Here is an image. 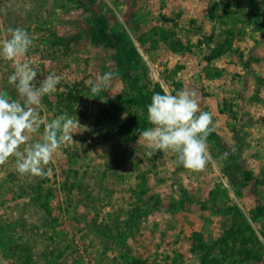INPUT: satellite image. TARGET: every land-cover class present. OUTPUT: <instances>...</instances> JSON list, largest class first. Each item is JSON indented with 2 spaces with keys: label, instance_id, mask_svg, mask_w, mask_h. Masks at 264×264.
<instances>
[{
  "label": "rangeland",
  "instance_id": "obj_1",
  "mask_svg": "<svg viewBox=\"0 0 264 264\" xmlns=\"http://www.w3.org/2000/svg\"><path fill=\"white\" fill-rule=\"evenodd\" d=\"M17 27L36 82L62 76L41 119L80 126L48 176L0 165V264H264V0H0V41ZM13 72L0 56V91L19 100ZM182 89L215 127L200 172L149 158L135 131L154 93Z\"/></svg>",
  "mask_w": 264,
  "mask_h": 264
},
{
  "label": "clouds",
  "instance_id": "obj_2",
  "mask_svg": "<svg viewBox=\"0 0 264 264\" xmlns=\"http://www.w3.org/2000/svg\"><path fill=\"white\" fill-rule=\"evenodd\" d=\"M8 31L10 38L0 41V56L14 62L8 83L15 86L20 99L14 100L6 91H0V165L14 157L16 170L21 175L45 177L51 174V169L45 171V166L50 164L54 154L63 145L75 143L73 129L80 124L67 113L47 123L41 119L37 109L42 98L56 91L62 76L53 72L37 83V72L21 60L32 46L33 38L19 27ZM115 77L116 73L111 71L98 75L89 86L90 94L104 92ZM147 120L152 127L135 131L138 140L144 141L150 149L146 152L149 158L157 151H171L176 154L177 164L185 169L193 172L205 169L211 159L207 138L215 127L212 114L201 111L194 91L182 89L175 95L154 93L147 105ZM42 124L41 139L30 143V136L39 133ZM227 156L228 153H224L221 158L227 159Z\"/></svg>",
  "mask_w": 264,
  "mask_h": 264
},
{
  "label": "trees",
  "instance_id": "obj_3",
  "mask_svg": "<svg viewBox=\"0 0 264 264\" xmlns=\"http://www.w3.org/2000/svg\"><path fill=\"white\" fill-rule=\"evenodd\" d=\"M246 179L249 181L252 179L251 176L247 172H246ZM257 214L264 215V207L263 206H259L257 208Z\"/></svg>",
  "mask_w": 264,
  "mask_h": 264
}]
</instances>
